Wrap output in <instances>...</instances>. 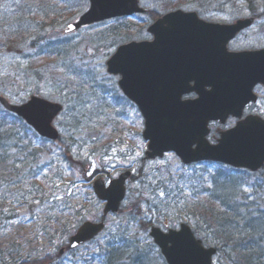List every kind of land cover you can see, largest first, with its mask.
<instances>
[{
    "label": "rangeland",
    "instance_id": "rangeland-1",
    "mask_svg": "<svg viewBox=\"0 0 264 264\" xmlns=\"http://www.w3.org/2000/svg\"><path fill=\"white\" fill-rule=\"evenodd\" d=\"M7 3L1 5L0 16L6 6L11 7L12 1ZM69 4L71 13H64V19L43 35L46 41L41 45H63L66 57L56 60L41 56L39 48L31 46L8 48L5 52L0 49V97L11 104L22 105L31 96L41 97L49 92L62 99L57 82L72 77L73 88L77 82H85L81 96L92 105L86 108L80 97H75L80 114L66 115L64 111L54 123L64 147L58 142L49 143V152L39 155L38 169L52 164L48 170L56 176L51 200L35 197L32 177L36 168L23 169L27 160L17 156L16 150L10 151L13 158L7 170L0 172V264H36L45 257L51 258V264H89L107 244L128 248L125 264H129L130 254L132 261L143 256L149 264H166L150 237V230L153 227L178 230L182 224L193 230L197 227L196 237L207 236L206 247L218 250L213 264L239 263L234 246L227 245L223 251L225 247L219 246L205 230L206 223H201L205 213L203 199L198 196L199 178L209 169L202 165L185 167L175 154L155 161L144 159L147 143L142 139L143 118L138 108L123 96L120 77L107 72V62L120 46L151 40L148 29L153 24L149 15L152 12L163 16L180 9L196 12L205 22L222 25L249 18V12L242 5L223 7L217 0H141L146 15L111 20L66 34L67 26L89 8L87 0H72ZM262 49L264 19L256 21L229 45L231 52ZM255 94L258 103L249 107L246 115L264 118V88H256ZM0 110L4 111L1 105ZM218 128L224 129L216 125L213 132ZM64 148H70L66 158L72 161L71 168L64 162ZM16 162L19 164L15 165ZM128 170L133 179L127 183V198L119 216L109 215L104 220L106 229L96 240L60 256V250L79 227L103 219L104 204L95 198L92 182L103 178L108 183ZM249 175V185L255 188L248 187L245 192L248 201L242 198L239 202L249 208L248 212L264 213V170ZM161 189L168 193L163 198L158 195ZM189 192L195 194L191 199L186 195ZM58 196L63 199H57ZM66 227L68 235L62 236ZM261 247L264 249V244Z\"/></svg>",
    "mask_w": 264,
    "mask_h": 264
},
{
    "label": "water",
    "instance_id": "water-1",
    "mask_svg": "<svg viewBox=\"0 0 264 264\" xmlns=\"http://www.w3.org/2000/svg\"><path fill=\"white\" fill-rule=\"evenodd\" d=\"M88 1L89 9L67 26L66 34L146 12L141 0ZM254 24V18L231 25L212 24L200 19L196 12L176 10L150 26L151 41L131 42L117 49L107 62V71L120 77L121 92L143 117L142 138L148 143L146 160L162 159L174 153L185 166L212 162L253 173L264 168V119L249 116L242 120L245 108L257 103L254 89L264 87V49L245 52L228 49L238 35ZM35 98L39 97L32 96L25 104L16 106L1 97L0 105L40 138L56 142L60 134L53 123L63 107L51 122L37 119L34 109L29 107ZM230 118L240 122L228 132L218 131L220 138H214L216 144H211L209 124L225 125ZM131 177V172H127L108 186L103 179L92 184L94 195L105 204L103 219L110 214L119 215L126 198V183ZM104 230V222L84 223L68 239V250L90 243ZM173 234L190 235L201 243L187 225L168 233L153 228L150 236L166 263L199 264L202 257L187 243L164 239ZM202 247L213 260L216 249ZM65 251L61 249L59 255L63 256Z\"/></svg>",
    "mask_w": 264,
    "mask_h": 264
},
{
    "label": "trees",
    "instance_id": "trees-1",
    "mask_svg": "<svg viewBox=\"0 0 264 264\" xmlns=\"http://www.w3.org/2000/svg\"><path fill=\"white\" fill-rule=\"evenodd\" d=\"M7 1L10 0H0V7L3 3L8 4ZM11 1V7L6 6V10L0 16V49L5 52L8 48L31 46L32 48H39L41 56H48V58L56 60L66 57L67 50L63 45L55 47H51V45L42 47L41 45L46 41L43 35L64 19V13H71L72 8L68 6L72 0ZM217 1L223 7L242 5L249 12L251 18L256 19V21L264 19V0ZM61 5H64V7ZM149 15L153 22L161 17L157 12H152ZM58 143L61 147H64L60 140ZM49 145L47 141L39 139L20 119L0 110V172L7 170L10 160L13 158L9 153L16 150L17 156L26 159L28 162L23 169L29 166L36 168L32 180L33 193H35L37 199L40 197L47 199L49 197L48 200H51L55 192L53 182L56 176L52 175L53 171L48 170L52 167V164L38 169L39 155L42 152H49ZM64 150V162L71 168L72 161L66 158V154L70 153V148H64ZM18 164L19 162H16L15 165ZM202 166L209 169V171L204 172L205 176L199 178L200 190L198 196L199 199H203L201 203L205 213L202 214L201 223L202 221L206 223L207 229L205 230L211 233L213 229H216L219 232L221 228L220 221H223V227L229 233L236 234V229L232 227V224L239 225L242 231L237 234V240L234 241L231 235H212L213 240L219 246L225 247L223 251H225L227 245L234 246L233 251L239 256V263L236 264H264V249L261 247L264 244V213L248 212L249 208L239 202L242 198H244V201H248L244 189L253 188L254 186L249 185L248 174L217 165L203 164ZM29 178H31L30 175ZM53 202L54 204L57 203L55 199ZM234 209L235 211H233ZM198 230L197 227L193 230L195 235L199 233ZM68 232L69 228L66 227L61 235H68ZM200 240L204 245L208 244L206 239L201 238ZM127 249L107 244L101 247L100 252L93 256L90 259L91 262L88 263L125 264L124 261L129 255ZM137 252L136 250L134 253ZM129 257V264L131 262L132 264L150 263L143 256L137 257L134 261L131 258L133 257L132 254ZM51 262L50 257H45L42 261H36V264H51Z\"/></svg>",
    "mask_w": 264,
    "mask_h": 264
},
{
    "label": "snow or ice",
    "instance_id": "snow-or-ice-1",
    "mask_svg": "<svg viewBox=\"0 0 264 264\" xmlns=\"http://www.w3.org/2000/svg\"><path fill=\"white\" fill-rule=\"evenodd\" d=\"M120 58L118 55L116 57V61ZM115 62V61H114ZM72 77H68L65 81H58L57 87L58 90L61 93L62 99L55 98L54 94L52 92H49L39 98L33 99L29 107L34 109L35 115L37 119H47L48 122H51L53 118L57 117V115L61 112V107L64 108L65 114H80L77 107H76V101L75 97H80V100L83 101V106L86 108L92 107L89 101L84 99V96H81V92L83 91V84L84 81H79L76 84V87L73 88L70 81L72 80ZM65 89H69L70 91H65ZM85 96L88 94L85 93ZM72 101L71 104H69V101ZM63 119V117H61ZM57 123H60L58 120ZM83 127V126H81ZM91 175V173H89ZM57 187H59L57 185ZM254 187V186H253ZM245 192H248V189H244ZM168 193L165 192V190L161 189L158 192V195L160 197H165ZM68 195H71V192L68 193ZM189 199L194 197V193L189 192L186 194ZM251 195V194H249ZM57 199H63V197H57ZM185 203H187V200H185ZM239 207V206H237ZM235 211V209L233 210ZM223 221H220L221 228L219 229V232L216 229H213L211 232V235L218 236V235H231L233 240L238 239V233L242 231V229L239 227V225L233 223L232 227L236 229V234L229 233L224 227H223ZM165 240H171L173 243H187L195 253H197L202 259L199 261V264H212L211 254L205 253L203 251V247L201 243L197 242L196 240L192 239L190 235L185 236L184 234H181L180 236H176L175 234L165 237ZM207 239V236L205 237ZM222 246V245H221ZM219 264V261L217 262Z\"/></svg>",
    "mask_w": 264,
    "mask_h": 264
},
{
    "label": "flooded vegetation",
    "instance_id": "flooded-vegetation-1",
    "mask_svg": "<svg viewBox=\"0 0 264 264\" xmlns=\"http://www.w3.org/2000/svg\"><path fill=\"white\" fill-rule=\"evenodd\" d=\"M237 120H229V122L224 126V129H221V131H228L231 130L232 128H234L237 125ZM217 124H211V129L213 126H216ZM219 130V128L217 130H215V132H213V130H211L212 134H211V138H214L216 135V132ZM216 137H218V135H216Z\"/></svg>",
    "mask_w": 264,
    "mask_h": 264
}]
</instances>
